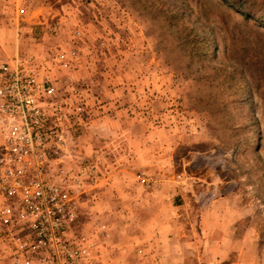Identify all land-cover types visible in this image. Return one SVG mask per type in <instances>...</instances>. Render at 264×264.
<instances>
[{
    "label": "rangeland",
    "instance_id": "rangeland-1",
    "mask_svg": "<svg viewBox=\"0 0 264 264\" xmlns=\"http://www.w3.org/2000/svg\"><path fill=\"white\" fill-rule=\"evenodd\" d=\"M0 61L55 87L100 264H264V0H0Z\"/></svg>",
    "mask_w": 264,
    "mask_h": 264
},
{
    "label": "built area",
    "instance_id": "built-area-1",
    "mask_svg": "<svg viewBox=\"0 0 264 264\" xmlns=\"http://www.w3.org/2000/svg\"><path fill=\"white\" fill-rule=\"evenodd\" d=\"M54 92L27 61H0V264H100L97 242L77 230L69 171L49 166L65 118Z\"/></svg>",
    "mask_w": 264,
    "mask_h": 264
}]
</instances>
